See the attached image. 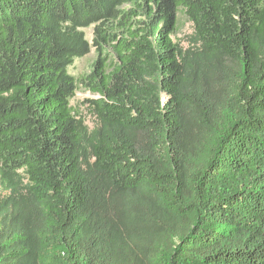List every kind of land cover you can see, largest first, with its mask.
Masks as SVG:
<instances>
[{
    "label": "trees",
    "instance_id": "16d2710c",
    "mask_svg": "<svg viewBox=\"0 0 264 264\" xmlns=\"http://www.w3.org/2000/svg\"><path fill=\"white\" fill-rule=\"evenodd\" d=\"M0 264H264V0H0Z\"/></svg>",
    "mask_w": 264,
    "mask_h": 264
},
{
    "label": "rangeland",
    "instance_id": "374dc122",
    "mask_svg": "<svg viewBox=\"0 0 264 264\" xmlns=\"http://www.w3.org/2000/svg\"><path fill=\"white\" fill-rule=\"evenodd\" d=\"M177 15L176 30L172 38L183 48H186L188 46L187 39L192 32V26L182 12H178ZM83 31L85 33L86 39L91 43L93 38V26L84 28ZM95 56V50L93 47H91L89 53L74 60V63L69 67V73L74 77H80L84 74H87L91 69V65L95 59ZM92 96L93 95H91L88 91H78L71 101L72 106L81 113L89 127H92L95 122L93 121V117L89 114V111L85 105L81 104V101L86 97Z\"/></svg>",
    "mask_w": 264,
    "mask_h": 264
}]
</instances>
